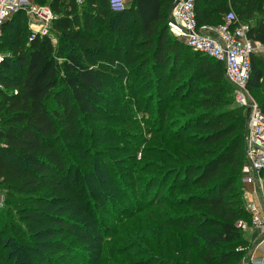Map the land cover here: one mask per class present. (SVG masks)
Returning <instances> with one entry per match:
<instances>
[{
  "label": "trees",
  "instance_id": "16d2710c",
  "mask_svg": "<svg viewBox=\"0 0 264 264\" xmlns=\"http://www.w3.org/2000/svg\"><path fill=\"white\" fill-rule=\"evenodd\" d=\"M32 1L51 9L56 17L51 29L58 38L56 45L49 36L30 40L19 20L15 41L0 39V49L8 54L0 64V191L5 192L0 264H69V255L96 264L93 257L99 251L117 252L123 260L131 246L155 264H239L247 242L236 224L249 222L238 187H243L245 112L235 103L222 64L187 47L198 56L180 54L179 42L167 28L174 0H132L121 10L112 0H83L80 5L76 0ZM228 13L249 27L248 39L264 44V0H195L198 27L218 26ZM105 36L114 38V45L104 42ZM120 39L125 48L115 46ZM113 53L132 66L141 60L137 68L144 76L150 57L158 70L156 83L165 88L164 97L152 103L147 96L138 100L145 92L140 85L121 108L126 118L141 113L151 145L141 162L132 163L131 174L117 181V173L111 171V179L103 174L106 167L99 162L106 155L96 149L109 139L119 142L120 136L103 133L96 143L98 133L87 129L88 123L109 122L101 101L106 113L112 100L118 103L113 79L90 64L93 57L112 58ZM184 73L186 78L169 90ZM248 88L254 98H264V61L259 57L251 58ZM258 105L264 113V99ZM143 173L148 175H138ZM132 180L141 184L143 203L136 209L118 207L125 200L133 206L126 193L108 203L110 211L91 201H105L112 190L107 186ZM98 210L108 217L103 219ZM87 230L103 237L75 247L73 240ZM29 246L43 253L34 263L19 255L28 253ZM126 264H132L130 259Z\"/></svg>",
  "mask_w": 264,
  "mask_h": 264
},
{
  "label": "rangeland",
  "instance_id": "374dc122",
  "mask_svg": "<svg viewBox=\"0 0 264 264\" xmlns=\"http://www.w3.org/2000/svg\"><path fill=\"white\" fill-rule=\"evenodd\" d=\"M232 12V11H231ZM21 20L22 26L26 28L28 33H26V37H29V32L31 33V28H30V21L29 19L23 14L19 15L15 20L13 19L12 21L7 24V26L1 30L0 32V39H6L5 41H2L3 43L8 42H14L15 38H13L15 29L17 28L18 21ZM252 24V23H250ZM133 34V33H132ZM132 34H128L126 38L129 39V41L134 40V37ZM50 39L54 40V45H56L57 38L58 36L53 33V30L51 29L49 32ZM104 42L109 43L111 45H114V38L111 36H108V38L105 36L102 38ZM178 50L180 54L185 55L186 53L188 56H190V59H195V56H198L197 54L193 53L189 49L186 48V46L178 41ZM115 46L125 48L123 45V40L120 39L118 44ZM111 51V47L108 49ZM141 54L139 55H142ZM152 52V49H150L149 53ZM7 51L1 50L0 49V54L4 56V59L7 57L8 54H6ZM134 53H139V50H135ZM82 55L84 57H89L90 52H83ZM102 55V53H101ZM148 56V55H147ZM112 58H107L104 56H98V57H93L91 60L90 64L93 65L94 67H98L103 69L113 79L112 81L115 83V92H116V97L115 99L118 100V103H114L112 100L110 103L111 105L109 106V109L106 113V108H104V102L101 101L100 107H103L102 110L105 112L103 115H108L109 117V122L107 124H99V123H88L87 126L89 131L94 130L95 132L98 133V137H95L96 143H101L99 138H102L104 136L103 133L107 135H112V133L118 134L120 136V141L119 142H111L107 141L104 144H101L100 146L97 147L96 150H99V153H102L106 155L105 158L100 160V166H105L106 167V172L103 174L105 176H108L110 179L115 177L114 173H117L118 175L116 176L117 178L115 179L116 181L121 179V175H127L131 174V171L134 170L133 167V162H141L140 157L144 154H146L145 149L151 145L149 141V136H144V131L147 130V127L144 123V117L141 115V113L136 114L137 116L129 117L126 118L125 115L122 114L121 108L122 107H127L128 101L130 98H132L133 92L142 85L143 89L145 90L144 94L138 98V100L144 99V97L151 98V102L157 100V99H162L164 97L163 91L165 88L163 85H160L156 83V79L158 70L156 68L151 67L152 59L149 57V66L147 68L146 76H151L148 79H145L146 76H144L142 71H139V63L141 60H139L136 66H132L131 62H125L120 56H117V53L111 54ZM143 59V58H142ZM116 60V61H115ZM58 63H61L60 60H58ZM60 70V69H59ZM143 74V75H142ZM168 77L171 75L168 73ZM186 73L180 74L179 80L174 81L173 83L170 84L169 90L173 89L174 86L181 82L182 79L186 78ZM59 79H60V84L63 86V80H62V74L61 72L59 73ZM227 84V83H226ZM228 85V84H227ZM230 87V85H228ZM165 92V91H164ZM254 96V95H253ZM257 99V102L259 103L263 98L261 95L255 96ZM150 102V103H151ZM233 102V100H232ZM236 103V102H235ZM237 105V104H236ZM139 111H141L143 114L147 112L144 108H141ZM102 115V114H101ZM146 117V116H145ZM105 128L107 130L102 131V128ZM94 132V133H95ZM96 134V133H95ZM111 137V136H110ZM119 147V150L117 149ZM132 148H136L135 150H132V152H129ZM118 150V151H117ZM96 153L98 152H93L92 156L94 157H100ZM135 153L137 154V157H134ZM85 154V152H84ZM75 152H70L71 157H75ZM92 159V157H90ZM113 171V172H111ZM141 177H144L148 175L147 173L143 174H138ZM159 176V175H158ZM158 176H155L152 179H157ZM260 179L261 183L259 182L256 187H250L247 191V194L245 195L243 190L244 188L241 186L239 187L240 193H241V199L244 204V208L246 207L247 204H255L257 207H259L262 211H264V172L260 174ZM135 180V178H134ZM129 181L127 184H122V185H109L107 187H111L112 190H109L106 193V198L105 201L99 197H93L91 201H94V204H97L99 207L98 208H105L110 211L111 207L107 206L110 201L112 202L113 200H118L119 199V194H124L126 193L125 197H127V201H130V203L133 204V206H128L126 200L118 202V207L125 209L126 211H131L132 209H136L134 207H137L138 205H141L143 203V200L140 198L141 195V189H140V183H134L136 181ZM169 180L166 182L168 183ZM239 184V182L237 181ZM130 185H136V187L132 188ZM143 186V185H142ZM7 192V190H6ZM143 193V191H142ZM5 192L0 191V210L4 208V201H5ZM93 210V207L91 208ZM121 211V210H120ZM104 212V211H103ZM100 210H98L96 213L99 214L103 219H106L108 217L107 213H103ZM119 212L116 213L118 215ZM24 230L27 231L26 227H24ZM135 230L139 231L138 228L135 226ZM142 232V230H141ZM28 233V232H27ZM244 239L247 242V245L242 248L245 249L246 252L244 254L243 259L240 261L239 264H246L252 257H257L260 255V252H256L257 250V245L258 242L264 241V234H261L259 232H245L243 231ZM94 237H103L100 235L95 230H87L83 233V235L79 236L78 238L73 240L74 246L81 249V247H84L86 245H89L91 243L90 240L91 238ZM33 244V242H32ZM98 244V243H97ZM102 244V243H101ZM104 244V243H103ZM34 245V244H33ZM94 247V245H93ZM264 248V245L262 246ZM221 249L223 250H228L227 246H222ZM230 249V248H229ZM261 251V249H259ZM38 251V252H35ZM138 248L135 246H131L130 252H123V260L120 256H118L117 252H113L114 254H109L107 255L105 252H98L97 256L93 257V259L96 261V264H126V261H129L132 264H155L156 262H150L148 260H145L144 257L137 256L138 254ZM243 251V250H242ZM262 252V251H261ZM43 254L42 251L37 250V248H34V246H29L28 248V253L25 251L22 253V251L19 252V255H23L27 260L36 262L35 259L37 254ZM126 257H129L127 259ZM69 261V264H84V262L80 261L77 256L74 255H69L67 257ZM123 261L124 263H121ZM91 264V263H88ZM159 264H169L166 263L165 260L164 262L161 261ZM173 264V263H170Z\"/></svg>",
  "mask_w": 264,
  "mask_h": 264
},
{
  "label": "built area",
  "instance_id": "2783aa9c",
  "mask_svg": "<svg viewBox=\"0 0 264 264\" xmlns=\"http://www.w3.org/2000/svg\"><path fill=\"white\" fill-rule=\"evenodd\" d=\"M176 5L169 11L167 28L169 33L190 50L203 54L220 63L226 81L234 87L235 102L244 112L249 108L243 136L245 163L241 171V184L246 195L250 187L261 183L264 172V113L248 88L251 58L264 61V44L248 39L249 27L239 24L233 13H228L224 22L215 27H198L195 16V0H174ZM83 0H76L78 5ZM173 2V3H174ZM115 9H123L126 0H112ZM24 14L30 21L29 39L49 36L55 16L48 6L38 5L32 0H0V30L13 15ZM54 44V40L51 39ZM4 56L0 54V64ZM249 222L239 221L241 231L264 234V211L255 204L244 208ZM246 264H264V249L261 257H252Z\"/></svg>",
  "mask_w": 264,
  "mask_h": 264
},
{
  "label": "crops",
  "instance_id": "0c3cea01",
  "mask_svg": "<svg viewBox=\"0 0 264 264\" xmlns=\"http://www.w3.org/2000/svg\"><path fill=\"white\" fill-rule=\"evenodd\" d=\"M127 1V6L129 5V3H131L132 2V0H126ZM264 245V241H260V242H258V245H257V250L258 251H256V252H260V255H258L257 257H261V251H262V249H264L262 246ZM259 249H261V251L259 250ZM255 257V256H254Z\"/></svg>",
  "mask_w": 264,
  "mask_h": 264
},
{
  "label": "water",
  "instance_id": "95a60500",
  "mask_svg": "<svg viewBox=\"0 0 264 264\" xmlns=\"http://www.w3.org/2000/svg\"><path fill=\"white\" fill-rule=\"evenodd\" d=\"M175 5H176V1L173 3L171 9H172ZM248 114H249V108H247L246 111H245V117H246V119H247V117H248Z\"/></svg>",
  "mask_w": 264,
  "mask_h": 264
}]
</instances>
